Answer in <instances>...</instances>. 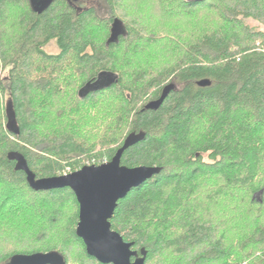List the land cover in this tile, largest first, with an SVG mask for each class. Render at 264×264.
<instances>
[{"label": "trees", "instance_id": "obj_1", "mask_svg": "<svg viewBox=\"0 0 264 264\" xmlns=\"http://www.w3.org/2000/svg\"><path fill=\"white\" fill-rule=\"evenodd\" d=\"M84 2L51 0L38 13L31 0H0V187L34 208L19 215L4 197L0 234L39 245L0 264L49 252L69 264L73 247L102 264L76 236L75 195L31 190L11 157L37 179L58 177L109 162L129 137L121 165L160 172L110 224L145 264H264V0ZM115 19L123 32L108 43ZM102 73L114 83L80 98Z\"/></svg>", "mask_w": 264, "mask_h": 264}, {"label": "water", "instance_id": "obj_2", "mask_svg": "<svg viewBox=\"0 0 264 264\" xmlns=\"http://www.w3.org/2000/svg\"><path fill=\"white\" fill-rule=\"evenodd\" d=\"M185 1L200 3L203 0ZM50 2L51 0H33L32 7L40 13ZM122 32V23L115 19L111 25L108 43L116 42ZM114 81L115 76L102 73L98 75L94 84L88 83L82 87L78 95L83 98L88 92L108 87ZM205 84L206 82H203L202 85ZM156 105L157 102L149 103L146 108L150 109ZM10 108L11 106H8V116H11ZM136 141L137 138L129 137L107 163L98 167L85 166L78 171L58 177L37 179L22 156L11 157L16 163V169L25 174L31 190L38 192L69 189L75 195L78 204L76 236L83 242L86 254L102 264H145L146 253L142 250L139 254L134 251L133 243L125 242L117 232H113L110 224L118 202L123 200L132 189L160 172L157 167L128 168L121 165L123 153ZM9 264L65 263L59 254L49 252L15 255L11 257Z\"/></svg>", "mask_w": 264, "mask_h": 264}, {"label": "rangeland", "instance_id": "obj_3", "mask_svg": "<svg viewBox=\"0 0 264 264\" xmlns=\"http://www.w3.org/2000/svg\"><path fill=\"white\" fill-rule=\"evenodd\" d=\"M33 1V0H32ZM84 4L86 5V7H95L98 8L99 4H98V0H86V2H84ZM98 5V6H97ZM47 52L50 54H54L57 52L55 46L51 45L49 46L47 49ZM3 74H6L5 72ZM71 91L75 92V88H73ZM63 100H66L64 98H62ZM8 101V97H3L0 98V108L4 111V107L6 102ZM105 102V101H104ZM107 102V101H106ZM104 160V159H103ZM84 164L87 163V161L84 160L83 162ZM7 196H10V200H11V204L12 206H15L16 209H21V213H19V215H25V217L30 216L33 211L34 208H30V202L31 200H33L32 196H26L22 191H18L17 189H11L9 187H0V201L4 200V197L6 198ZM261 194H256V198L260 199ZM19 203L20 207L16 206V204ZM29 209V210H28ZM72 214V210H71V206L69 204L66 205V207L64 208V215L62 218V222H60V225H63L64 222L68 219V216L70 217V215ZM9 236V233L4 235V234H0V255H5L13 250H20V251H32L35 250V248H38L39 245L35 244L32 247H27V246H22V247H14V246H10L11 243H7V241H10L7 237ZM232 238H235V235H232ZM77 247H73L71 250V254L70 255V261L69 264H86V261L81 260L80 256H79V251L77 250ZM3 263V261H2Z\"/></svg>", "mask_w": 264, "mask_h": 264}]
</instances>
